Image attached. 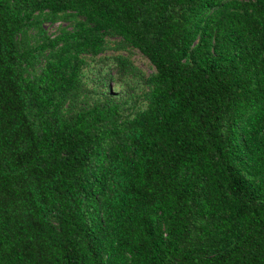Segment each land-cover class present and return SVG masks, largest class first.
Returning <instances> with one entry per match:
<instances>
[{"label":"trees","instance_id":"1","mask_svg":"<svg viewBox=\"0 0 264 264\" xmlns=\"http://www.w3.org/2000/svg\"><path fill=\"white\" fill-rule=\"evenodd\" d=\"M0 264H264V0H0Z\"/></svg>","mask_w":264,"mask_h":264},{"label":"rangeland","instance_id":"2","mask_svg":"<svg viewBox=\"0 0 264 264\" xmlns=\"http://www.w3.org/2000/svg\"><path fill=\"white\" fill-rule=\"evenodd\" d=\"M60 23H65V22H55V23L48 22L46 26L50 32H55ZM109 52H111V50H109ZM132 58L140 67H142L147 72H152L155 69V66L152 64L149 58L145 56L139 49H135L133 51Z\"/></svg>","mask_w":264,"mask_h":264}]
</instances>
